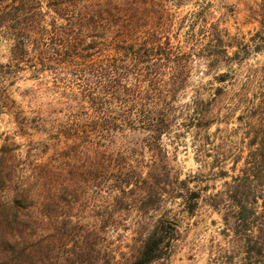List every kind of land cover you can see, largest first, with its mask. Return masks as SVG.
I'll list each match as a JSON object with an SVG mask.
<instances>
[{
    "label": "trees",
    "instance_id": "16d2710c",
    "mask_svg": "<svg viewBox=\"0 0 264 264\" xmlns=\"http://www.w3.org/2000/svg\"><path fill=\"white\" fill-rule=\"evenodd\" d=\"M8 1L9 6L19 2L21 7L1 9L0 14L16 15L24 11L28 0L0 3L7 5ZM183 1L36 0L41 21L49 17V22L37 32L36 61L29 69L36 75L49 72L56 94L54 121L49 128L47 122L38 127L50 130L63 147L51 160L31 166L25 175H12L13 170L8 178L0 175V264H96L95 236L105 230L104 225L84 233L73 225V232L67 231L70 213L85 186L107 184L116 195L137 187L135 196L143 204L140 212L150 210L151 199L162 194L145 181L155 173L167 174L165 157H159L160 165H149L144 176L134 161L138 147L161 150L162 135L176 119L175 103L183 92L190 60L178 38L188 15L176 21L175 8ZM32 27H23L13 45L23 55L29 54ZM215 30L210 31L205 45V55L211 60L209 71L216 69L214 60L240 62L248 57V42L231 52L233 42ZM191 40L197 41V37ZM254 45L255 52L262 50L260 44ZM229 77L227 70L215 79L224 82ZM246 89L243 84L237 94L240 99ZM216 90L223 92L220 86ZM255 109L264 111V98ZM212 110L208 103L196 122L198 127L210 126ZM30 127L29 121L19 125L24 131ZM246 146L247 158L239 173L225 181L219 194L229 201L224 221L234 227V233L239 228L244 231V258L248 264H264V226L258 221L264 216V130ZM238 161H233L232 171ZM220 173L225 177L228 170L222 168ZM1 191L8 192V198ZM186 192L185 209L192 213L200 195L190 188ZM176 227L166 216L153 218L140 234L138 245L120 264H152L160 259L174 240Z\"/></svg>",
    "mask_w": 264,
    "mask_h": 264
},
{
    "label": "rangeland",
    "instance_id": "374dc122",
    "mask_svg": "<svg viewBox=\"0 0 264 264\" xmlns=\"http://www.w3.org/2000/svg\"><path fill=\"white\" fill-rule=\"evenodd\" d=\"M183 2L175 8L176 21L188 15L178 38L183 40V53L189 54L190 60L188 72L183 76V92L175 103L176 119L162 135L161 150L138 147L134 161L144 176L149 165H160L159 157H165L163 170L167 174L155 173L145 181L162 194L151 199L150 210L140 212L143 204L135 196L137 187L131 193L116 195L105 187L107 184L87 185L78 194L77 207L70 213L68 232H73V225L82 228L83 233L104 225L105 230H99L95 236L96 264L122 263L138 245L146 226L160 215L174 220L177 227L164 255L152 264H248L243 251L244 231L239 228L236 234L234 227L224 221L229 201L219 193L225 181L239 173L248 154L246 143L264 130V111L255 109L264 98V0ZM9 3H0V10L21 7L19 2L11 6ZM23 8L29 12L24 14L21 9L13 16L0 14V175L3 178H8L10 170L12 175L27 174L31 166L51 160L63 147L62 142L53 139L50 130L38 127L47 122L49 128L55 118L52 76L49 72L36 75L29 69L36 61L37 32L49 22V17L46 22L41 21L36 0H28ZM27 24L33 26L31 43L29 54L23 55L19 46L13 45ZM214 30L233 42L231 52L237 45L248 42L251 47L248 57L240 62L214 60L216 69L209 71L211 60L205 55V45L210 31ZM193 32L197 33L195 37L191 36ZM196 37L197 41L191 40ZM254 44H260L262 50H252ZM227 70L230 71L227 81L215 79ZM243 84L247 89L245 97L240 99L237 94ZM219 86L222 93H217ZM208 103L213 108L209 116L211 124L208 128L198 127L196 122ZM22 121H29L31 127L20 130ZM234 160L239 161L237 169L232 171ZM222 168L228 170L225 177L220 173ZM187 188L200 195L192 213L185 209ZM1 194L8 198V192ZM260 204L259 201L258 212L262 211ZM258 221L264 226V216Z\"/></svg>",
    "mask_w": 264,
    "mask_h": 264
}]
</instances>
